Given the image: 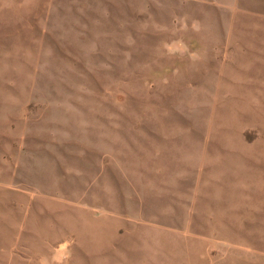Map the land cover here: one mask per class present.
Here are the masks:
<instances>
[{
	"label": "rangeland",
	"instance_id": "374dc122",
	"mask_svg": "<svg viewBox=\"0 0 264 264\" xmlns=\"http://www.w3.org/2000/svg\"><path fill=\"white\" fill-rule=\"evenodd\" d=\"M0 264H264V0H0Z\"/></svg>",
	"mask_w": 264,
	"mask_h": 264
}]
</instances>
